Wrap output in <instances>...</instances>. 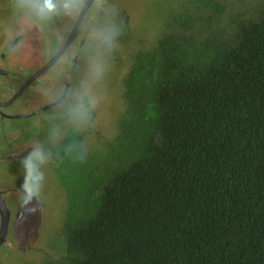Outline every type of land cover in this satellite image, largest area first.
I'll use <instances>...</instances> for the list:
<instances>
[{
  "label": "trees",
  "instance_id": "trees-1",
  "mask_svg": "<svg viewBox=\"0 0 264 264\" xmlns=\"http://www.w3.org/2000/svg\"><path fill=\"white\" fill-rule=\"evenodd\" d=\"M194 2L135 55L107 151L51 150L69 264H264V0Z\"/></svg>",
  "mask_w": 264,
  "mask_h": 264
},
{
  "label": "rangeland",
  "instance_id": "rangeland-1",
  "mask_svg": "<svg viewBox=\"0 0 264 264\" xmlns=\"http://www.w3.org/2000/svg\"><path fill=\"white\" fill-rule=\"evenodd\" d=\"M13 1L0 0L1 35L6 34L2 26L16 24L23 16L31 20L33 24L26 27L32 38L27 51L34 50L30 60L23 61L33 62L29 68L32 72L53 60L86 0H79L71 15L61 11L46 21ZM223 1L228 9L233 7L234 0ZM251 2L254 8L255 0ZM91 9V17L78 34L82 47L69 52V57L77 53L76 58L60 57L37 79L49 101L61 92L65 82L69 88L65 100L32 122L34 128L29 144L38 142L47 157V162L39 167L44 175L39 193H25L22 187L26 175L23 161L29 154L0 161V180L2 186L9 187L7 200L10 202L7 237L0 245V264H69L62 227L70 202L66 168L56 161V154L51 150L68 129L74 128L85 133V147L93 158L106 152L108 143L116 137L118 120L124 112V79L135 55L155 46L163 34L177 26L192 9L199 10L194 0H94ZM89 24L90 30L85 31ZM113 29L120 35L115 41L117 46L109 48L105 36ZM97 69H101L102 74L98 75ZM94 99L99 100L95 108L92 107ZM85 111L89 114L87 122L81 119ZM22 140L20 130L18 135H1L0 154H10L11 141L14 149L25 146ZM60 169H64L62 176Z\"/></svg>",
  "mask_w": 264,
  "mask_h": 264
},
{
  "label": "flooded vegetation",
  "instance_id": "flooded-vegetation-1",
  "mask_svg": "<svg viewBox=\"0 0 264 264\" xmlns=\"http://www.w3.org/2000/svg\"><path fill=\"white\" fill-rule=\"evenodd\" d=\"M88 1L89 0H86L84 2L83 7L80 9L81 11L79 10L72 24L70 32L63 38L61 45L57 49L56 52H60L58 58L47 69H49L60 57H65V55L69 57V52L78 51L79 48L82 47L83 41H81L82 39H78V34L80 29L83 28L84 22L88 21L93 13L91 6L94 0L91 1L89 7H87L83 13V9ZM13 4L18 6L17 0H14ZM23 19L16 24L13 23L7 27L2 26L6 31L4 36L1 35L0 31V137L1 135L4 137H9L13 134L18 135V131L20 130L23 138L22 141L26 142V144L23 147L14 149V142L11 141L10 154H0V161L7 160V158L9 160L23 158L31 153L33 149L39 147V143L36 141H34L35 143L32 145L29 144L31 140L29 139L30 133L34 128L32 122L36 121H33V119L43 116L51 107L65 100L69 92L68 85L65 82L61 92L53 98V101H49L47 96L40 90L42 86L41 83H37V79L41 77L47 69L39 74L38 72L41 71L44 66L42 68H35L32 72H29V68H31L33 62L23 61L30 60V54L34 50L27 51V46L31 44L30 41L32 38L30 33L26 30L28 24L33 23L24 16ZM88 30H90V24L85 31ZM76 56L77 53H74L70 57L74 60ZM25 63L27 66H25ZM35 94H38V96ZM21 123H24V126H21ZM7 188L9 187L2 186V183L0 184V202H5L8 209H10ZM1 225L2 216L0 210V245L5 242L7 237V233L5 236H2Z\"/></svg>",
  "mask_w": 264,
  "mask_h": 264
},
{
  "label": "clouds",
  "instance_id": "clouds-1",
  "mask_svg": "<svg viewBox=\"0 0 264 264\" xmlns=\"http://www.w3.org/2000/svg\"><path fill=\"white\" fill-rule=\"evenodd\" d=\"M79 0H17L21 7L29 8L36 17L42 21L51 19L53 16L58 15L61 11L66 15H71L74 8L77 6ZM120 33L113 29L105 36L109 48L116 47V38ZM98 75L102 74L101 69H97ZM99 100L92 101V107L95 108ZM81 119L87 122L89 114L85 111L81 113ZM86 150L79 154V158L83 159ZM47 162L40 148L33 149L31 153L24 159V167L26 169L25 181L22 185L25 193L37 194L41 190L42 181L44 179L43 172L39 170L40 165Z\"/></svg>",
  "mask_w": 264,
  "mask_h": 264
},
{
  "label": "water",
  "instance_id": "water-1",
  "mask_svg": "<svg viewBox=\"0 0 264 264\" xmlns=\"http://www.w3.org/2000/svg\"><path fill=\"white\" fill-rule=\"evenodd\" d=\"M92 0H89L88 3L86 4V6L83 9V13L85 12L86 8L89 7L90 3ZM72 38V37H71ZM60 52H58L55 57L53 58V60L41 69V71L38 72L41 73L42 71L46 70L59 56ZM0 210H1V216H2V225H1V233L2 236H5V234L8 231V224H9V217H10V212L9 209L6 205L5 202H0Z\"/></svg>",
  "mask_w": 264,
  "mask_h": 264
}]
</instances>
